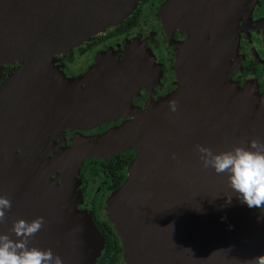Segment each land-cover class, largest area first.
Segmentation results:
<instances>
[{
	"label": "water",
	"instance_id": "obj_1",
	"mask_svg": "<svg viewBox=\"0 0 264 264\" xmlns=\"http://www.w3.org/2000/svg\"><path fill=\"white\" fill-rule=\"evenodd\" d=\"M139 1L0 0V72L17 65L0 82V197L12 205L0 234L12 237L15 221L42 217L30 247L50 249L63 264H97L105 240L83 208L81 167L133 150L126 180L105 201L122 263L246 264L264 255V210L242 203L227 174L205 168L197 151L198 145L220 153L264 142V95L257 107L255 89L225 86L221 77L228 35L245 0H166L154 23L164 35L177 29L187 35L188 52L176 49L172 69L181 87L133 119L69 138V147L45 165L32 157L83 104L71 87L78 81H68L54 58L120 25ZM97 65L105 95L88 98L87 109L95 111L78 126L104 127L119 114L106 93L115 82L114 69L106 68L116 64L97 58L86 75L88 91L100 82Z\"/></svg>",
	"mask_w": 264,
	"mask_h": 264
},
{
	"label": "flooded vegetation",
	"instance_id": "obj_2",
	"mask_svg": "<svg viewBox=\"0 0 264 264\" xmlns=\"http://www.w3.org/2000/svg\"><path fill=\"white\" fill-rule=\"evenodd\" d=\"M165 1L140 0L130 14L131 19L122 21V26L118 25L117 28L96 35L67 54L54 58L56 68L68 81H78L79 84L71 82L74 84L71 87L75 94L81 95L83 104L75 105L68 123L58 131H53L44 146L32 157L37 156L38 161L45 165L54 154L69 147V138L75 135L100 134L107 127L133 119V114L145 105L157 103L181 87V81L173 74L172 69L176 49L182 54L188 52L185 42L187 35L177 29L167 36L157 29L154 23L156 11ZM234 21L235 27L228 35V40L233 41L232 51L230 55L226 51L228 57L221 77L225 86L244 89L249 84L260 95L256 106L261 107V96L264 95V0H246L245 9ZM208 38H211L210 34ZM97 58L101 59V64L113 62L117 65L106 68L108 73H112L113 69L115 73L112 91L106 90V93L113 96L117 105L113 112L119 114L104 127L78 126L76 123L85 120L88 111H95L87 109L88 98L91 100L93 95H105L101 92L104 74L99 65L94 67H97L96 77L100 78V82L96 81V86L91 85L96 93L90 92L91 88L88 91V84L85 82L86 75L90 67L96 64ZM10 67L3 66L0 82L2 75ZM82 78L84 80L81 81ZM231 93L234 97L241 95L237 91ZM260 126L264 128V125ZM134 157L135 152L128 150L106 160L90 158L81 167L78 178L81 181L83 208L91 215L98 231L99 228L105 229V224L108 225L106 198L124 183L127 165Z\"/></svg>",
	"mask_w": 264,
	"mask_h": 264
},
{
	"label": "clouds",
	"instance_id": "obj_3",
	"mask_svg": "<svg viewBox=\"0 0 264 264\" xmlns=\"http://www.w3.org/2000/svg\"><path fill=\"white\" fill-rule=\"evenodd\" d=\"M169 107L175 111L176 102L170 101ZM197 151L205 168H211L217 174H227L230 188L242 203L249 208L264 210V142L252 140L247 148L238 146L220 153L198 145ZM226 203H231V197ZM11 206L10 199L0 197V223L5 221L6 211ZM43 225L42 217L31 222L20 219L13 223L12 237L0 234V264H63L50 249L29 246L30 238ZM246 264H264V255L246 261Z\"/></svg>",
	"mask_w": 264,
	"mask_h": 264
},
{
	"label": "trees",
	"instance_id": "obj_4",
	"mask_svg": "<svg viewBox=\"0 0 264 264\" xmlns=\"http://www.w3.org/2000/svg\"><path fill=\"white\" fill-rule=\"evenodd\" d=\"M130 19H131V17L129 16L123 22H126ZM122 23L120 24L121 26H122ZM119 26H117V27H119ZM16 67H17V65H12L9 69H7V71H5L4 74H6L7 72H9V73L12 72V70ZM2 68H3V66H2ZM2 68H1V70H2ZM4 74L2 75V77L5 76ZM99 232H100V235L105 240V246H104V249L101 253V256H100L97 264H119L120 259H121V255H122V248H121L119 241L116 238V235L113 232L112 228L105 224V229L99 228Z\"/></svg>",
	"mask_w": 264,
	"mask_h": 264
},
{
	"label": "rangeland",
	"instance_id": "obj_5",
	"mask_svg": "<svg viewBox=\"0 0 264 264\" xmlns=\"http://www.w3.org/2000/svg\"><path fill=\"white\" fill-rule=\"evenodd\" d=\"M245 2H246V0H245ZM129 16H130V15H129ZM129 16H128V17H129ZM234 24H235V21L233 22V27H235ZM233 27H232V29H233ZM107 31H108V30H107ZM229 41H230V40H229ZM230 44H231V47H230V49H228V52H227L228 55H230V52L232 51V49H231V48H232V44H233V41H232V40L230 41ZM228 55H227V57H228ZM121 258H122V255H121ZM120 263H122L121 260H120ZM122 264H123V263H122Z\"/></svg>",
	"mask_w": 264,
	"mask_h": 264
},
{
	"label": "bare ground",
	"instance_id": "obj_6",
	"mask_svg": "<svg viewBox=\"0 0 264 264\" xmlns=\"http://www.w3.org/2000/svg\"><path fill=\"white\" fill-rule=\"evenodd\" d=\"M200 1V0H199Z\"/></svg>",
	"mask_w": 264,
	"mask_h": 264
}]
</instances>
